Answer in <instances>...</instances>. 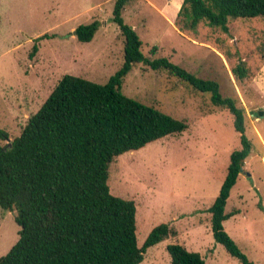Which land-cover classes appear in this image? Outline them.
I'll return each instance as SVG.
<instances>
[{
	"label": "rangeland",
	"instance_id": "1",
	"mask_svg": "<svg viewBox=\"0 0 264 264\" xmlns=\"http://www.w3.org/2000/svg\"><path fill=\"white\" fill-rule=\"evenodd\" d=\"M116 0H0V145L19 136L65 74L105 84L124 64L125 38L113 19ZM184 0H132L123 18L140 36L150 59L166 57L203 79L216 80L223 96L245 110L253 150L231 191L225 229L255 264H264V17L232 18L229 31L202 21L180 29ZM100 21L90 42L74 34ZM48 34L52 37L37 41ZM39 50L30 57L34 44ZM244 70L238 77L233 69ZM241 72L243 73V71ZM240 73V72H239ZM121 91L184 120L188 127L110 163L114 194L138 206V242L162 222L168 238L148 248L140 264H171L167 246L179 243L200 252L208 264H240L214 238L208 208L220 192L231 153L242 147L229 110L165 69L136 63ZM262 136H261V135ZM17 210L0 207V257L19 238Z\"/></svg>",
	"mask_w": 264,
	"mask_h": 264
},
{
	"label": "trees",
	"instance_id": "2",
	"mask_svg": "<svg viewBox=\"0 0 264 264\" xmlns=\"http://www.w3.org/2000/svg\"><path fill=\"white\" fill-rule=\"evenodd\" d=\"M132 0H116L113 19L125 38L124 64L105 84L65 74L30 116L22 133L0 145V207L17 210L19 238L0 257V264H140L148 248L170 236L167 223L152 228L138 242L136 200L114 194L108 183L114 158L185 131L188 124L121 91L134 64L165 69L229 110L242 147L231 153L220 192L208 208L214 238L240 264H255L225 229L235 213H227L231 191L253 150L246 134L245 110L235 98L223 96L216 80L203 79L166 57L150 59L142 40L126 23L123 11ZM264 17V0H184L180 29L202 21L229 31L232 18ZM100 21L79 25L74 34L90 42ZM45 34L38 40L50 38ZM39 50L34 44L30 57ZM242 69L234 68L238 77ZM240 72V73H239ZM0 136L8 140L7 133ZM171 264H208L200 252L179 243L167 246Z\"/></svg>",
	"mask_w": 264,
	"mask_h": 264
},
{
	"label": "water",
	"instance_id": "3",
	"mask_svg": "<svg viewBox=\"0 0 264 264\" xmlns=\"http://www.w3.org/2000/svg\"><path fill=\"white\" fill-rule=\"evenodd\" d=\"M250 113L252 115H254L255 117H259V118L264 117V109L252 110V111H250ZM243 171H244V168H241V172H243Z\"/></svg>",
	"mask_w": 264,
	"mask_h": 264
},
{
	"label": "crops",
	"instance_id": "4",
	"mask_svg": "<svg viewBox=\"0 0 264 264\" xmlns=\"http://www.w3.org/2000/svg\"><path fill=\"white\" fill-rule=\"evenodd\" d=\"M260 110V109H259ZM257 118H259V117H257ZM261 135V134H260ZM262 136V135H261ZM226 222V221H225ZM225 224V223H224Z\"/></svg>",
	"mask_w": 264,
	"mask_h": 264
}]
</instances>
